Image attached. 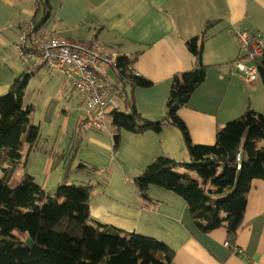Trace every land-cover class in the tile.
<instances>
[{
  "label": "crops",
  "instance_id": "crops-1",
  "mask_svg": "<svg viewBox=\"0 0 264 264\" xmlns=\"http://www.w3.org/2000/svg\"><path fill=\"white\" fill-rule=\"evenodd\" d=\"M48 2L47 6L46 0H0V98L9 92L17 78L28 72L14 54V45L22 25L34 21L39 26L50 27L70 42L99 44L128 58L132 71L153 85L148 89H134L128 84L123 89L116 80L123 94L115 91L112 97L122 112H130V107L135 106L145 118L160 121L166 116L173 77L194 66L186 43L210 24L203 53V62L208 66L206 80L178 113L192 141L212 145L217 131L248 109L264 113L262 81L260 78L247 81L234 66L237 61L251 62L240 49L237 31H261L264 35V0ZM47 73L63 75L43 66L30 75L23 98L25 105L34 106L32 123L40 129V143L35 150L24 148L17 164L4 159L0 163L1 176L6 174L13 184H18L27 174L52 196L63 184L89 186L93 225L100 223L155 238L175 252L172 264H264L263 180L253 182L243 226L235 244L227 246L224 228L210 234L196 228L182 197L152 186L148 191L150 200H145L134 184V179L160 157L182 164L189 161L186 143L176 127L167 125L159 134L118 132L111 125L113 109L109 108L106 130L94 131L80 97L78 104L86 118L79 117L76 124L79 142L72 145L65 139L70 121L68 106L62 109L65 119L59 118L65 129L59 127L54 133L57 100L50 103L43 100V106L51 104L48 110H39L36 104L25 100L33 78L43 79ZM43 125H50L51 130ZM85 126L88 129L82 134L80 128ZM103 170L106 176L94 184L92 174Z\"/></svg>",
  "mask_w": 264,
  "mask_h": 264
},
{
  "label": "trees",
  "instance_id": "trees-1",
  "mask_svg": "<svg viewBox=\"0 0 264 264\" xmlns=\"http://www.w3.org/2000/svg\"><path fill=\"white\" fill-rule=\"evenodd\" d=\"M209 26L186 43L194 66L173 77L164 119L151 121L135 106L130 112L113 110L110 118L118 132L159 134L167 125L181 132L189 161L182 164L160 157L134 184L145 200H150L152 186L179 195L200 232L224 228L229 244H235L253 182L264 181V113L248 109L219 129L212 145L192 141L178 113L206 80L203 53ZM118 63L117 78L123 89L128 84L134 89L152 87L151 81L130 72L128 58L121 57ZM256 65L264 85V57ZM29 78V74L17 78L0 98V163L7 158L17 164L24 148L35 150L42 138L32 123L34 106L23 100ZM90 199L89 186L63 184L52 196L27 174L18 184L0 174V264H172L175 252L155 238L93 225Z\"/></svg>",
  "mask_w": 264,
  "mask_h": 264
},
{
  "label": "built area",
  "instance_id": "built-area-1",
  "mask_svg": "<svg viewBox=\"0 0 264 264\" xmlns=\"http://www.w3.org/2000/svg\"><path fill=\"white\" fill-rule=\"evenodd\" d=\"M236 39L251 62L237 61L234 66L247 81L253 82L259 78L256 62L264 57V35L261 31L239 30ZM14 49L27 74H34L43 66H48L53 73L63 74L71 88L79 93L92 129L106 130L108 109H120L112 94H122V91L110 75L114 73L118 80L121 55L117 51L99 44L70 42L50 27L39 26L34 21L22 25ZM129 70L138 76L131 66Z\"/></svg>",
  "mask_w": 264,
  "mask_h": 264
},
{
  "label": "rangeland",
  "instance_id": "rangeland-1",
  "mask_svg": "<svg viewBox=\"0 0 264 264\" xmlns=\"http://www.w3.org/2000/svg\"><path fill=\"white\" fill-rule=\"evenodd\" d=\"M13 50V49H12ZM14 52V50H13ZM15 55L16 52H14ZM46 76L42 79H35L33 78V81L28 86L26 91V102L31 103L33 102L39 107V110H48V108L51 107V104L48 106H43V100L45 99L47 103H50L52 100H57V109H56V119L54 120V127L55 131L58 130L59 127L61 129H65L63 120L59 121L60 119H65L64 113L62 112V109L69 107V111L67 112V117L70 118V121L68 123L67 127V135L66 140L68 139L71 141L72 145H75L79 142V126L76 125L79 117H83V119L86 118V114L82 111V109L79 107V100L80 96L79 93L71 88L66 83V79L63 75L58 76H50L48 73L45 74ZM112 79L116 81L115 74L110 73ZM36 84V86H34ZM7 94V93H5ZM4 96V95H3ZM80 109V110H78ZM40 112L37 113V119H39ZM89 122V121H88ZM46 126L49 130H51L50 125H43ZM91 126V125H90ZM53 127V128H54ZM111 128V127H110ZM86 126L84 128H80V131L82 134L86 133ZM110 130V129H109ZM95 131V130H94ZM97 132V131H96ZM50 146V144H47ZM52 145V144H51ZM92 180L95 184V182H98L97 180L101 181L103 180L102 177L106 176V171L103 170L100 172V174H92Z\"/></svg>",
  "mask_w": 264,
  "mask_h": 264
},
{
  "label": "water",
  "instance_id": "water-1",
  "mask_svg": "<svg viewBox=\"0 0 264 264\" xmlns=\"http://www.w3.org/2000/svg\"><path fill=\"white\" fill-rule=\"evenodd\" d=\"M117 139H118V136H115V137H114V140L117 141ZM27 244H28L29 246H32V245H33V241H32L31 239H28Z\"/></svg>",
  "mask_w": 264,
  "mask_h": 264
},
{
  "label": "bare ground",
  "instance_id": "bare-ground-1",
  "mask_svg": "<svg viewBox=\"0 0 264 264\" xmlns=\"http://www.w3.org/2000/svg\"><path fill=\"white\" fill-rule=\"evenodd\" d=\"M137 77H139V75ZM122 94H123V92H122Z\"/></svg>",
  "mask_w": 264,
  "mask_h": 264
}]
</instances>
